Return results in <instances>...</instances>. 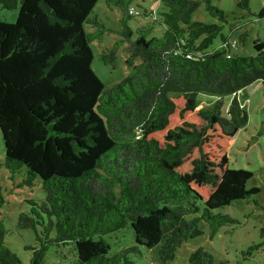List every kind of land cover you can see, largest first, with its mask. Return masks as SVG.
I'll return each mask as SVG.
<instances>
[{
  "label": "trees",
  "instance_id": "16d2710c",
  "mask_svg": "<svg viewBox=\"0 0 264 264\" xmlns=\"http://www.w3.org/2000/svg\"><path fill=\"white\" fill-rule=\"evenodd\" d=\"M97 1L0 0L3 9L18 3L15 22L0 21L2 163L12 175L22 172L24 183L38 178L44 192L16 225L32 229L39 244L26 247L29 264H45L41 251L67 242L75 249L69 264H135L139 247H157L158 264H167L202 234L200 222L210 237L236 223L215 210L258 192L245 187L249 172L228 163L230 140L247 122L235 95L255 81L264 85V42L252 41V55L231 54L245 32L230 41L221 24L191 21L199 0H154L151 9L145 0H106L120 11L122 39L98 57L114 66L116 47L126 42L130 70L103 90L90 67L89 43L108 30L93 13ZM249 1L236 6L250 11ZM205 8L226 22L209 0ZM249 13L263 18L264 5ZM137 16L147 20L131 27ZM85 25L96 28L85 32ZM197 92L217 99L197 108ZM230 94L222 116L220 100ZM127 225L134 245L110 253L101 236ZM5 236L0 218V264H21ZM259 236L248 252L264 244V226ZM188 263L223 262L198 247Z\"/></svg>",
  "mask_w": 264,
  "mask_h": 264
},
{
  "label": "rangeland",
  "instance_id": "374dc122",
  "mask_svg": "<svg viewBox=\"0 0 264 264\" xmlns=\"http://www.w3.org/2000/svg\"><path fill=\"white\" fill-rule=\"evenodd\" d=\"M210 4L222 10L226 14V22H221L212 16L205 8V0H199L200 4L191 14V21H201L222 25V34L230 41H236L240 33L245 32L243 42H237L236 48H230L231 54L248 56L253 54L252 41L259 39L264 42V17L256 18L250 15V11L256 12L264 5V0H250V11L240 10L236 6V0H209ZM141 3L147 8L154 7V0H145ZM159 5V3L157 4ZM18 13L16 8L3 9L0 6V21L15 22ZM103 26L108 29L99 39L89 43L92 53L90 67L97 78L102 82L103 90L120 82L128 73L130 67L124 63L127 55L126 42H121L116 47L115 65L104 64L98 57L102 49L106 52L112 48L122 36L116 31L120 30V11L106 2L98 0L93 8ZM142 16H137L130 22L131 27L142 25L146 21ZM85 32H92L96 27L85 25ZM216 37L214 45L219 44ZM139 62V58L134 60ZM236 99L241 108L247 113V122L239 128L229 143V168L242 169L250 173V178L245 183L246 189L254 188L258 192L252 195L250 200L236 199L214 212L228 214L236 223L221 226L214 236L210 237V229L204 222L199 223L202 234L183 242L176 250L175 258L167 264H189L188 255L194 249L201 247L211 254L215 263L222 264H261L264 258V244L255 250L250 246L260 243L259 229L264 226V85L260 81L241 88L236 92ZM233 95L222 96L220 100V114L225 115V110ZM217 99L204 92L195 95L197 108H209ZM4 148L0 137V193L4 203L0 208V218L4 219L6 228L5 242L15 252L21 264H29L31 251L26 247H39L34 238V232L30 228L16 225L17 215L22 211L30 212L33 208L29 200L38 203L44 192L40 182L35 179L30 184L24 183L22 172L10 174L3 166ZM256 198L255 204L252 199ZM37 233L39 228H37ZM110 247V253L121 248L134 245L132 229L129 225L110 234L101 236ZM156 249L139 247V253L133 256L135 264H158ZM45 264H69L75 257L74 244L67 242L59 245H47L41 251Z\"/></svg>",
  "mask_w": 264,
  "mask_h": 264
},
{
  "label": "crops",
  "instance_id": "0c3cea01",
  "mask_svg": "<svg viewBox=\"0 0 264 264\" xmlns=\"http://www.w3.org/2000/svg\"><path fill=\"white\" fill-rule=\"evenodd\" d=\"M236 96V95H235Z\"/></svg>",
  "mask_w": 264,
  "mask_h": 264
}]
</instances>
